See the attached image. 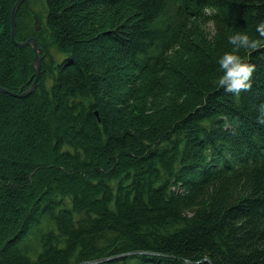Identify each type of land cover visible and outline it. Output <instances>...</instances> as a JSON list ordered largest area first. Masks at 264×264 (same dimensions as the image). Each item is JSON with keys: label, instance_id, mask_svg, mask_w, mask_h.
Returning a JSON list of instances; mask_svg holds the SVG:
<instances>
[{"label": "trees", "instance_id": "16d2710c", "mask_svg": "<svg viewBox=\"0 0 264 264\" xmlns=\"http://www.w3.org/2000/svg\"><path fill=\"white\" fill-rule=\"evenodd\" d=\"M15 2L0 85L18 91L35 51L13 43ZM16 18L45 50L31 100L0 91V264H264V43L240 52L251 91L215 83L264 0H25Z\"/></svg>", "mask_w": 264, "mask_h": 264}, {"label": "clouds", "instance_id": "9594fccd", "mask_svg": "<svg viewBox=\"0 0 264 264\" xmlns=\"http://www.w3.org/2000/svg\"><path fill=\"white\" fill-rule=\"evenodd\" d=\"M258 38H254L246 31H236L228 36V42L233 47L230 51L225 52L218 60L222 75L215 81L219 88L225 92L239 95L242 92L252 90L253 74L256 71V65L240 55L241 50H258L264 43V21L258 23L256 27ZM259 115L257 123L264 125V103L259 105ZM182 264H194L189 258H184Z\"/></svg>", "mask_w": 264, "mask_h": 264}, {"label": "water", "instance_id": "95a60500", "mask_svg": "<svg viewBox=\"0 0 264 264\" xmlns=\"http://www.w3.org/2000/svg\"><path fill=\"white\" fill-rule=\"evenodd\" d=\"M25 0H16L14 6H13V10H12V14H11V21H12V39L13 42L15 44H17L20 47H25L28 45H31L35 51V77L32 81L31 86L26 89V91L22 92V93H16L14 91H10L8 89H6L5 87H3L2 85H0V91L1 92H5V93H9L13 96L16 97H26L28 95H30L31 93H33L38 85V80L41 74V66H42V56L41 54L44 52L45 48L43 46L40 45V43L38 42L37 38L35 36H30L28 39L24 40V41H18L16 39V32H17V13L18 10L20 8V6L22 5V3ZM38 24H39V28L41 27V20L39 18H37ZM139 251H133V252H126V253H122V254H117V255H111L108 257H104V258H100V259H94V260H89V261H83L80 264H100L106 261H110L113 259H117V258H121V257H125L127 255H132L135 254ZM141 252H151V251H141ZM208 259V258H207ZM209 260V259H208Z\"/></svg>", "mask_w": 264, "mask_h": 264}, {"label": "rangeland", "instance_id": "374dc122", "mask_svg": "<svg viewBox=\"0 0 264 264\" xmlns=\"http://www.w3.org/2000/svg\"><path fill=\"white\" fill-rule=\"evenodd\" d=\"M206 29H207V31L209 32V33H214V31H210L211 30V27H210V24L206 27ZM14 43V42H13ZM87 52H89V53H87L88 54V57L90 58V56L92 55V52L89 50V51H87ZM17 68H19V65H17ZM103 77H105V76H103ZM109 78H103V87L105 88V91L106 92H110V94H114L115 92H113V91H111L110 90V87L108 86V80ZM6 88V87H5ZM29 88V87H28ZM27 88V89H28ZM6 89H8V88H6ZM9 90V89H8ZM10 91H13V90H10ZM24 91H26V88L25 89H20V90H18V91H14V92H16V93H22V92H24ZM35 92V91H34ZM3 93H5V92H3ZM7 94H9V93H7ZM31 94H33V93H31ZM30 94V95H31ZM10 95V94H9ZM11 96H13V95H11ZM29 96V95H28ZM13 97H15V99L16 100H22L20 97H16V96H13ZM27 97V96H26ZM32 99V98H31ZM31 99H26V101L25 100H22V104H25V102H27V101H29V100H31ZM0 122H1V120H0ZM8 130H9V128H8ZM5 131L6 130H4L3 128H1L0 129V135L2 136V134H4L5 133ZM0 147H1V151L3 150V147H2V139H0ZM8 152V151H7ZM0 155H1V152H0ZM39 168H41L40 166L39 167H37V168H35L34 170L36 171L37 169H39ZM33 170V171H34ZM34 171V172H35ZM33 172V173H34ZM32 176V175H31ZM33 176H35V175H33ZM32 240V239H31ZM33 241V240H32Z\"/></svg>", "mask_w": 264, "mask_h": 264}]
</instances>
